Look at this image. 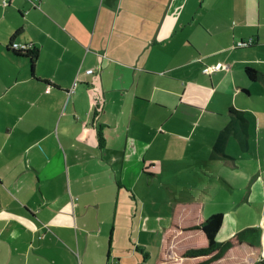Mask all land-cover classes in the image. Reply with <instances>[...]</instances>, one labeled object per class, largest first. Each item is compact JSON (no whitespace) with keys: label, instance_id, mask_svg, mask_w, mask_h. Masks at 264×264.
Masks as SVG:
<instances>
[{"label":"crops","instance_id":"crops-1","mask_svg":"<svg viewBox=\"0 0 264 264\" xmlns=\"http://www.w3.org/2000/svg\"><path fill=\"white\" fill-rule=\"evenodd\" d=\"M216 212L206 264H264V0H0V264H107L119 227L140 264L145 219L203 264Z\"/></svg>","mask_w":264,"mask_h":264},{"label":"trees","instance_id":"trees-1","mask_svg":"<svg viewBox=\"0 0 264 264\" xmlns=\"http://www.w3.org/2000/svg\"><path fill=\"white\" fill-rule=\"evenodd\" d=\"M13 50L16 51L18 54L29 56L32 59V64L34 65L35 58L38 53L33 48L27 49V51H24L25 49L24 50L13 49ZM246 73L249 76V78L252 80H258L260 78V72L252 67H247ZM100 109H101V104L97 102L95 106L96 115L98 114ZM232 113H233V117L228 127L221 132V136H219L217 142L214 145L215 152L223 153L222 150L224 148V144L227 138L226 129L234 131L239 137V141L242 147L243 148L247 147V141L242 135L243 130H240L239 127L246 126L248 123V119L239 110H232ZM224 156L226 155L224 154ZM223 219H224V213L216 212L210 215L202 224H200L198 227H200L205 231L208 239L207 245L188 248L183 252V256L189 258L209 257L207 260L202 262L203 264L209 263L212 260L222 257L225 254V252L232 246L233 243L232 241L219 242L216 238V235L223 224ZM240 235L242 234L240 233L238 236L240 237Z\"/></svg>","mask_w":264,"mask_h":264},{"label":"rangeland","instance_id":"rangeland-1","mask_svg":"<svg viewBox=\"0 0 264 264\" xmlns=\"http://www.w3.org/2000/svg\"><path fill=\"white\" fill-rule=\"evenodd\" d=\"M175 195L177 197H181V195L183 194L178 193ZM163 227L164 226L161 227L159 233L155 232V230L153 232L148 233V229L150 228H148V223H147V220L145 219L143 235L145 239H149V240L147 244L148 246H143L142 248H140L141 250H138L137 252L138 256L141 258L140 264H159V262L161 261L160 260V254L162 252L161 245H162V241H164V237H163L164 228ZM120 232L122 231L119 227V229L118 228L116 229L113 246L116 247L121 252V254L119 256L112 255L109 260H113V258L117 260L119 257H121L122 258L120 259L121 262H124L125 264H133V263H128V259H126V257L123 254V251L127 244L124 241L123 232H122V235ZM208 258L209 257H205L204 260H207Z\"/></svg>","mask_w":264,"mask_h":264},{"label":"built area","instance_id":"built-area-1","mask_svg":"<svg viewBox=\"0 0 264 264\" xmlns=\"http://www.w3.org/2000/svg\"><path fill=\"white\" fill-rule=\"evenodd\" d=\"M253 42H252V39H247V40H239L235 43V47H247L249 45H251ZM11 48L13 49H16V50H24V51H27V49H29V47L26 45V44H23V43H20V42H17V41H14L12 42L11 44ZM222 67H227L226 64H217V65H214V66H211V69L212 70H216V69H220ZM87 72L91 73L93 72V69H89L87 70ZM48 91L50 90V88L47 89ZM107 264H125L124 262H121L120 259H115L113 258V260H109L107 262Z\"/></svg>","mask_w":264,"mask_h":264}]
</instances>
